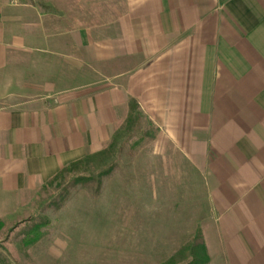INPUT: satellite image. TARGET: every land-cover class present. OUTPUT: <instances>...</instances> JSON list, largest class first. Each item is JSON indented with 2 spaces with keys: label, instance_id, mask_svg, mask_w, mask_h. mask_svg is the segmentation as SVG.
Returning a JSON list of instances; mask_svg holds the SVG:
<instances>
[{
  "label": "crops",
  "instance_id": "obj_1",
  "mask_svg": "<svg viewBox=\"0 0 264 264\" xmlns=\"http://www.w3.org/2000/svg\"><path fill=\"white\" fill-rule=\"evenodd\" d=\"M8 1L0 82L19 54L53 47L62 63L35 99L0 107V195L34 192L102 149L134 99L158 149L200 180L186 225L189 241L203 233L206 264H264V0H124L113 22L53 35L46 14Z\"/></svg>",
  "mask_w": 264,
  "mask_h": 264
},
{
  "label": "rangeland",
  "instance_id": "obj_2",
  "mask_svg": "<svg viewBox=\"0 0 264 264\" xmlns=\"http://www.w3.org/2000/svg\"><path fill=\"white\" fill-rule=\"evenodd\" d=\"M8 3L46 14L52 19L47 28L50 35L60 24L70 28L113 22L125 4L124 0ZM54 52L52 47L40 58L37 53L15 56L14 65L1 78L0 107L35 99L42 84L57 77L61 60ZM26 61L32 66L24 65ZM137 111L138 124L128 123L130 110L110 141L85 155L91 157V168L117 161L99 193L80 186L58 210L47 206L56 189L46 184L31 193L0 195V264L188 263L187 225L198 218V207L205 201L200 180L177 153L179 162L168 161L172 150L168 154L164 147L158 149L156 129L140 107ZM100 151L105 153L95 155ZM34 225L40 226V237L26 245L23 238Z\"/></svg>",
  "mask_w": 264,
  "mask_h": 264
},
{
  "label": "trees",
  "instance_id": "obj_3",
  "mask_svg": "<svg viewBox=\"0 0 264 264\" xmlns=\"http://www.w3.org/2000/svg\"><path fill=\"white\" fill-rule=\"evenodd\" d=\"M132 103V107H130L132 115L128 121L130 126H134L140 122V114L137 111L139 106L134 100ZM104 153L105 151H100L95 155H103ZM90 158L89 156H85L72 161L48 179L45 184L56 189L55 194L47 202L48 207H52L55 210L62 208L71 198L73 191L80 186L88 187V189L94 190L96 193L100 192L104 183V178L113 172L117 161L105 166L102 165L101 167L91 168L89 165ZM39 237L40 226L34 225L26 233L23 241L26 245H30L38 240ZM186 249L187 255H189L190 258L187 264L207 263V248L203 233L200 230H197L191 237L190 243Z\"/></svg>",
  "mask_w": 264,
  "mask_h": 264
}]
</instances>
